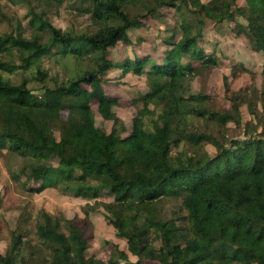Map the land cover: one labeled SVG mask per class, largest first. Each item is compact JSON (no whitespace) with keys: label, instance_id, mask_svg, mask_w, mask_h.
I'll return each instance as SVG.
<instances>
[{"label":"trees","instance_id":"obj_1","mask_svg":"<svg viewBox=\"0 0 264 264\" xmlns=\"http://www.w3.org/2000/svg\"><path fill=\"white\" fill-rule=\"evenodd\" d=\"M84 1L96 26L91 31L63 30L32 11L30 35L21 24L0 34V149L24 158L14 178L27 191L55 187L96 202L87 205L83 217L40 209L34 218L24 210L0 252V264H118L129 260V252L136 257L133 264H264V95L261 112L225 75L227 109L192 88L200 67L222 62L217 45L207 38L208 22L219 29L234 23L264 56V0H245L247 5L239 0ZM166 10L174 11L172 24ZM146 19L168 23L164 35L158 30L155 37L162 54L139 56L133 50L123 59L112 58L110 49L119 41L132 44L130 31L145 26ZM70 56L76 60L70 62ZM114 68L145 74L152 89L132 99L143 101V107L125 137L103 134L88 111L92 100L100 102L99 110L124 105L104 91ZM245 72H250L245 64L231 65L233 78ZM26 74L41 93L34 92ZM154 100L163 103V116L149 132L144 117ZM245 102L256 119L246 124L245 137L223 143L205 130L187 128L188 116L240 125ZM51 108L73 112L70 142L46 139ZM207 143L215 146L213 154ZM105 194L113 200L101 202ZM98 205L129 251L114 244L107 261L90 253L89 213ZM36 235L45 244L39 245Z\"/></svg>","mask_w":264,"mask_h":264},{"label":"rangeland","instance_id":"obj_2","mask_svg":"<svg viewBox=\"0 0 264 264\" xmlns=\"http://www.w3.org/2000/svg\"><path fill=\"white\" fill-rule=\"evenodd\" d=\"M239 3L248 4L245 0H239ZM86 7L88 5L84 0H0V34L11 31L13 27L15 28L18 24H21L26 34L30 35L35 30L31 24L32 11L43 13L49 22L63 30L91 31L96 26L90 18V13L84 11ZM166 12L167 22L172 24L174 11L166 10ZM168 23L163 22L161 19H146L145 26L130 31L132 44H125L124 41L117 42L115 47L110 49L111 57L123 59L126 53L132 54L133 50L139 56L151 54L159 57L162 54V48L159 49L155 46V37L158 30L164 35L163 29ZM206 30L207 38L217 45L216 51L222 62L212 68L200 67V71L192 83L193 91L209 94L218 107L229 109L231 108V101L226 97L223 82L224 76L228 75L231 88L234 91L239 89L247 91V97L262 112L264 56L257 54L251 48L247 36L239 32L234 23H227L225 27L219 29L216 25L208 22ZM209 43L211 42L207 41L204 44L211 49L212 44ZM74 58V56H70V62L76 60ZM235 62L245 64L250 72L242 73L238 78H233L231 65ZM194 64L198 66L199 63L195 62ZM24 78L29 80V85L35 93H41V86H38L30 75L26 74ZM107 78L108 81L104 84V91L108 95L123 99L124 105L99 110L100 102L92 100L88 111L94 114L96 123L103 134L125 137L132 132L133 119L138 110L143 107V101L134 103L132 99L151 92L150 80L145 74L137 75L132 72L124 74L120 68L110 70ZM87 88L90 89L89 86ZM162 111L163 103L160 100L148 103L147 113L144 117L147 131L152 132L154 127L162 122ZM241 112L243 118L240 125L234 122L223 125L211 119L195 116L186 117L189 122L186 125L189 129L205 130L224 143L228 138L245 137L246 124L252 121L256 122L247 106V102L241 106ZM12 114L21 125L28 126V123L16 109H13ZM73 115L70 110L51 108L50 119L45 131L46 139L48 141L56 139L66 142L73 140L75 137L72 129ZM178 118L181 119L180 116ZM181 148L182 143L179 147L173 148V153H176V150H181ZM205 149L211 154L216 151L212 143H207ZM51 159L57 165L58 159L56 157ZM23 164L24 158L21 155L0 149V252L6 250L11 231L16 227L17 220L24 210H29L35 216L34 218L37 217L40 209H45L51 214L62 212L70 217L76 215L83 217L85 216V210L88 208L87 205L96 202L94 198H83L70 193H63L55 187H48L41 193L33 194L27 191L22 187L21 182L14 178V173L20 170ZM32 185L36 186V184ZM98 199L101 202L113 200L111 196L106 194ZM89 214L93 225L90 253L107 261L114 249V244H118L122 250L129 252L126 239L119 238L116 235L114 227L109 223V214L103 206L98 205L97 210L90 211ZM35 240L39 245L45 244V241L39 235L35 236ZM128 254L129 260L120 261L118 264H133L136 261L135 256L130 252Z\"/></svg>","mask_w":264,"mask_h":264}]
</instances>
